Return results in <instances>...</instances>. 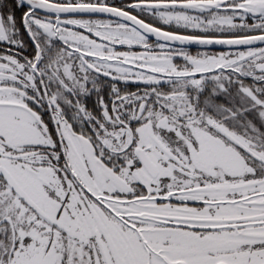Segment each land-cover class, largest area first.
<instances>
[{
    "label": "snow or ice",
    "instance_id": "obj_1",
    "mask_svg": "<svg viewBox=\"0 0 264 264\" xmlns=\"http://www.w3.org/2000/svg\"><path fill=\"white\" fill-rule=\"evenodd\" d=\"M0 264H264V0H0Z\"/></svg>",
    "mask_w": 264,
    "mask_h": 264
}]
</instances>
